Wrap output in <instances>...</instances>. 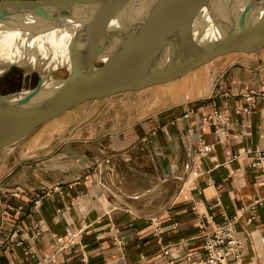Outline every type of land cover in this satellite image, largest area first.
<instances>
[{
	"label": "crops",
	"instance_id": "crops-1",
	"mask_svg": "<svg viewBox=\"0 0 264 264\" xmlns=\"http://www.w3.org/2000/svg\"><path fill=\"white\" fill-rule=\"evenodd\" d=\"M250 91L264 92V50L221 57L178 81L77 107L81 116L77 155L72 157L69 151L59 154L71 141L52 150L57 137L40 147L33 137L37 130L7 155L2 152L0 240L14 226L28 233L16 239L23 242L20 246L0 249V264L48 263L56 238L65 237L69 228L82 230L81 236L56 254L53 264H116L121 257L126 264H187L189 250L202 251V242L195 238L239 215V235L252 233L243 249L244 264H264V209L242 211L264 199V178L248 161L235 159L264 150L263 100L254 99L253 111L236 113L250 106L245 98ZM151 94L157 95L154 102ZM134 97L138 101L131 106ZM121 106L126 114L113 117L111 111ZM215 108L234 129L224 143L217 142L211 127L196 126L202 114ZM68 113L48 124L66 122ZM243 126L250 135L239 138ZM197 133L215 150L197 160L199 176L193 177ZM58 185L35 210V196ZM8 205L22 206L21 216ZM33 225L42 231L35 243L29 238ZM114 227L121 232V248L113 243ZM182 240L191 243L164 254Z\"/></svg>",
	"mask_w": 264,
	"mask_h": 264
},
{
	"label": "water",
	"instance_id": "water-1",
	"mask_svg": "<svg viewBox=\"0 0 264 264\" xmlns=\"http://www.w3.org/2000/svg\"><path fill=\"white\" fill-rule=\"evenodd\" d=\"M9 32L19 34L22 55L34 54L41 66L31 68L28 55L25 63L0 61V77L19 69L39 78L31 90L0 95V150L15 149L88 101L162 86L221 57L264 50V0H4L0 37ZM52 32L68 38V60L46 68L49 59L25 45ZM59 70L67 77L52 82Z\"/></svg>",
	"mask_w": 264,
	"mask_h": 264
},
{
	"label": "built area",
	"instance_id": "built-area-1",
	"mask_svg": "<svg viewBox=\"0 0 264 264\" xmlns=\"http://www.w3.org/2000/svg\"><path fill=\"white\" fill-rule=\"evenodd\" d=\"M246 100L250 103L248 108H238L237 114H245L250 110L253 111L255 108L254 99L261 98L264 102V92L250 91L245 95ZM194 112H190L189 115H193ZM188 114L186 117L189 116ZM196 126L203 130L204 128L211 127L213 134L216 137L218 143H224L233 136V126L230 119L220 110L213 109L210 113H204L197 120ZM245 126H243L244 128ZM250 135L249 130L243 129L241 134H238L239 138L247 137ZM197 150L195 152L196 161H194L195 169L192 172L193 177L199 176V161L202 158H207L214 150L213 144H208L201 133L196 135ZM236 160H246L251 168L257 169L263 175L264 178V150H250L246 154L235 158ZM88 179V178H87ZM60 189L59 185L54 188L43 189L33 199V208L39 210L43 201L46 197L50 196L55 191ZM255 208L264 209V199H258L253 201L250 205L245 207L242 211L253 210ZM8 209L13 211L16 217L21 216L23 207L8 205ZM242 215L236 216L233 219H226L222 224H219L211 230H204L201 236L195 239H199L202 242V251L189 250L185 255L184 259L187 264H244L243 262V249L246 241L252 237L251 232H246L244 236L239 235L237 223ZM152 224L156 228V235H159L160 227L156 219L152 220ZM32 233L29 236L30 240L35 243L42 234L41 229L37 225L31 227ZM112 240L115 246L121 248L123 240L121 239V232L117 228H110ZM27 231L21 226H14L12 231L6 234L4 239L0 240V249L7 248L12 249L16 246H20L23 242L17 241L16 239L26 237ZM82 230L77 231L76 229L69 228L65 237L56 238V246L54 248L55 255L61 253L68 246L72 245L77 239L80 238ZM193 239V240H195ZM190 240H182L173 247L164 250V254L169 256L173 253V250H181L187 248L190 245ZM55 255L46 264H53ZM199 256V258H197ZM83 260H88L87 256H83ZM175 260H171L170 264H175ZM116 264H126L123 257H121Z\"/></svg>",
	"mask_w": 264,
	"mask_h": 264
},
{
	"label": "rangeland",
	"instance_id": "rangeland-1",
	"mask_svg": "<svg viewBox=\"0 0 264 264\" xmlns=\"http://www.w3.org/2000/svg\"><path fill=\"white\" fill-rule=\"evenodd\" d=\"M2 1L4 0H0V2ZM66 77H67V72L65 70H59L53 74L51 81L58 82L64 80ZM38 82H39V78L36 74L26 73L19 69H12L4 73L0 77V95H7L16 92L31 90L37 86ZM156 96H157L156 94H151L149 95V99L153 100L154 102ZM119 98L121 99V97ZM137 101L138 99L134 97L130 100L129 103L131 106H133L137 104ZM90 102L92 101H88L86 103H90ZM111 113L113 117H116L117 115L121 116L122 114L125 115L126 108L125 107L119 108L116 110V112L113 110L111 111ZM80 116H81L80 114H77V107L73 108L71 109V111L69 110V113L66 117V122H64L63 119H60V121L52 122L48 125H45L39 128L34 133L33 137L37 138L40 147H46L49 145L50 141L55 140L57 137H60V139L54 144V146H52L54 147L51 148L52 150L56 149V147L59 146V144H61L62 142L71 141L72 143H68V148L63 149L62 147L60 149L59 154L63 153V151H69L71 153L68 154L69 156L72 157L74 155H77V121L80 118ZM84 122L85 121H83V123ZM2 152H6L3 154L7 155L8 152H10V150H6V151L0 150V154H2ZM1 160L2 159L0 158V161ZM55 163H57V161Z\"/></svg>",
	"mask_w": 264,
	"mask_h": 264
},
{
	"label": "bare ground",
	"instance_id": "bare-ground-1",
	"mask_svg": "<svg viewBox=\"0 0 264 264\" xmlns=\"http://www.w3.org/2000/svg\"><path fill=\"white\" fill-rule=\"evenodd\" d=\"M4 31V30H2ZM66 34V33H64ZM67 35V34H66ZM20 37L17 32H9L5 33L2 37H0V56H1V62H16L21 63L24 62L23 58L24 56L28 55L24 54L22 55L20 47L17 45ZM61 38L60 35H57L56 32L50 33L47 37H40L33 41L26 42V45L24 44L25 39H23L22 43L26 46L27 49H29V53L35 51V48L40 52L41 56L44 59H49L48 62L44 64V66L47 68L50 66V64L54 63V65H60L62 62H65L68 60L67 56V40L68 38ZM17 43V44H16ZM29 62L27 64L30 65V67H36L41 66V60H38L37 56L34 54L28 55ZM25 63V62H24ZM37 63V64H36Z\"/></svg>",
	"mask_w": 264,
	"mask_h": 264
}]
</instances>
